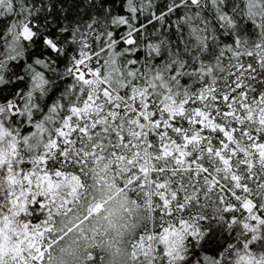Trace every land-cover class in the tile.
I'll return each mask as SVG.
<instances>
[{
	"label": "snow or ice",
	"instance_id": "1",
	"mask_svg": "<svg viewBox=\"0 0 264 264\" xmlns=\"http://www.w3.org/2000/svg\"><path fill=\"white\" fill-rule=\"evenodd\" d=\"M0 264H264V0H0Z\"/></svg>",
	"mask_w": 264,
	"mask_h": 264
}]
</instances>
